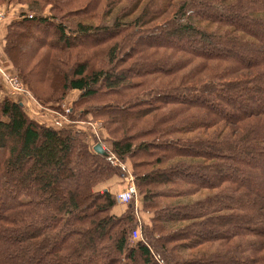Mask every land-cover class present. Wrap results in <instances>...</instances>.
<instances>
[{
    "label": "trees",
    "instance_id": "trees-1",
    "mask_svg": "<svg viewBox=\"0 0 264 264\" xmlns=\"http://www.w3.org/2000/svg\"><path fill=\"white\" fill-rule=\"evenodd\" d=\"M0 10V65L55 111L76 92L68 118L104 131L40 123L0 88V264H264V0ZM121 165L136 205L116 201Z\"/></svg>",
    "mask_w": 264,
    "mask_h": 264
},
{
    "label": "rangeland",
    "instance_id": "rangeland-1",
    "mask_svg": "<svg viewBox=\"0 0 264 264\" xmlns=\"http://www.w3.org/2000/svg\"><path fill=\"white\" fill-rule=\"evenodd\" d=\"M2 12H5V11L2 10ZM44 15H48V13L45 12ZM4 16H5V14H4ZM9 16H11V15L9 14ZM9 16L6 19L10 20L11 17H9ZM32 32H34V34H35V40L36 41L30 42L31 46L28 47V48H27V45H26L25 51L27 53H30L32 51V49H33L34 45L36 44V42H37V45L39 43L38 39L40 38V33L41 32L37 28H33ZM23 43H27L26 40H24ZM32 60H34V57L32 58ZM37 60H38V58H37ZM36 61L35 62L33 61L34 65L36 63H38ZM6 72L12 73V74H16L19 77L17 71H15L12 68L8 69V71H6ZM1 83L4 84V82L0 81V88H2L3 91H5V92L7 91L8 93H10V91L5 86V84L3 85ZM76 95H77L76 92H70L68 97H67V101L64 102L62 105H60L61 106L60 111H55L54 109H52V108H50V107H48V106H46L44 104H41L38 100H35V102H33L32 100H26V99L21 98V97H19L20 98L19 100H21L22 103H24V106L26 107V110L28 111L27 113L29 114V116L32 119L37 120L38 122L40 121V123L49 124V125L52 124V125H55V126L64 125V124H71V125L76 126L75 128H77V129H80L81 127L84 126V128L88 127L87 130L88 131L91 130V132H93L94 131L93 128H95V130L99 134V137H100V134L104 135V131H103L102 126L100 125V123L97 120H93V119L91 120L90 116H85V115L79 116V114L75 113L73 115L74 116L73 117L74 118L73 121L68 118L67 114H68L69 111L67 113H65V108L67 109V107L70 106L71 101L73 100V98H75ZM32 97H34V96H32ZM63 109H64V111H63ZM102 146L107 147L108 144H106V142L105 143L102 142ZM117 164H119V163L117 162ZM122 168H123L122 178H120V179L116 178V183L119 182L121 185H123V184L125 185L126 181H127L125 178H127L128 180H131V178H132V181H134L133 175L131 173L130 166L128 165L127 168L122 166ZM138 200H139V198H138V196L136 194L133 197V199H132L134 205L138 204ZM118 204H124V203H118ZM143 215L144 216L141 217V219H142V221L143 220L146 221L147 215H145V214H143ZM132 240L135 241L134 238Z\"/></svg>",
    "mask_w": 264,
    "mask_h": 264
},
{
    "label": "built area",
    "instance_id": "built-area-1",
    "mask_svg": "<svg viewBox=\"0 0 264 264\" xmlns=\"http://www.w3.org/2000/svg\"><path fill=\"white\" fill-rule=\"evenodd\" d=\"M3 16L4 12L0 10V20L3 18ZM29 17H31V15H29ZM0 79L4 82L5 86L8 88L11 94L35 102V99L31 96L29 90L23 85L19 77L16 74L6 72V70L1 65ZM68 110V108H65V112H67ZM93 130L96 133L95 128H93ZM125 179L127 180L125 189L116 195V201L118 203H126L136 195V187L132 181V178L131 180H128L127 178ZM132 236V238L137 239L139 237V234L137 233V231H133Z\"/></svg>",
    "mask_w": 264,
    "mask_h": 264
},
{
    "label": "crops",
    "instance_id": "crops-1",
    "mask_svg": "<svg viewBox=\"0 0 264 264\" xmlns=\"http://www.w3.org/2000/svg\"><path fill=\"white\" fill-rule=\"evenodd\" d=\"M5 16H3V18L0 20V63L2 64H6L7 62L4 60V55L2 54V42H3V35H4V31H5V26L6 24L9 22L8 16L6 15L7 13H5Z\"/></svg>",
    "mask_w": 264,
    "mask_h": 264
},
{
    "label": "water",
    "instance_id": "water-1",
    "mask_svg": "<svg viewBox=\"0 0 264 264\" xmlns=\"http://www.w3.org/2000/svg\"><path fill=\"white\" fill-rule=\"evenodd\" d=\"M93 150L98 154H103V155L107 154V152L100 143L95 144Z\"/></svg>",
    "mask_w": 264,
    "mask_h": 264
},
{
    "label": "bare ground",
    "instance_id": "bare-ground-1",
    "mask_svg": "<svg viewBox=\"0 0 264 264\" xmlns=\"http://www.w3.org/2000/svg\"><path fill=\"white\" fill-rule=\"evenodd\" d=\"M115 198H116V196H115ZM133 199V198H132ZM132 199L130 200V201H132ZM130 201H128V202H130ZM127 203V202H126Z\"/></svg>",
    "mask_w": 264,
    "mask_h": 264
}]
</instances>
